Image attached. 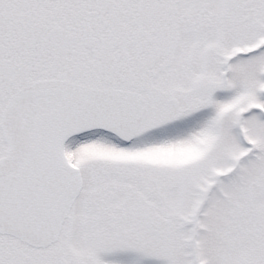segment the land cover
Returning <instances> with one entry per match:
<instances>
[{
  "label": "snow or ice",
  "instance_id": "obj_1",
  "mask_svg": "<svg viewBox=\"0 0 264 264\" xmlns=\"http://www.w3.org/2000/svg\"><path fill=\"white\" fill-rule=\"evenodd\" d=\"M0 264H264V0H0Z\"/></svg>",
  "mask_w": 264,
  "mask_h": 264
}]
</instances>
